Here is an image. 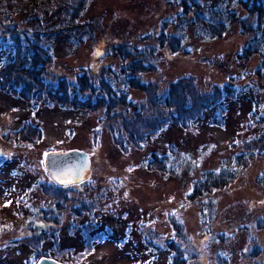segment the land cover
<instances>
[{"label":"rangeland","instance_id":"rangeland-1","mask_svg":"<svg viewBox=\"0 0 264 264\" xmlns=\"http://www.w3.org/2000/svg\"><path fill=\"white\" fill-rule=\"evenodd\" d=\"M17 2L5 0L0 11V65L11 57L5 45L40 29L31 20L39 5ZM178 11L176 0H96L79 28L36 35L53 46L48 80L72 83L81 74L102 88L118 80L121 93L123 66H147L133 71L139 81L122 92L124 102L106 99L95 110L67 96L64 83L52 106L0 91V264H264V140L244 143L253 116L264 113L259 59L237 57L249 38L238 25L220 39L183 37ZM236 85L242 100H224L225 123L211 124L202 108ZM27 128L40 132L32 142L4 139ZM72 149L88 154L91 177L58 189L39 172L43 155ZM244 150L254 156L234 182L195 189L203 172L235 169Z\"/></svg>","mask_w":264,"mask_h":264},{"label":"trees","instance_id":"trees-1","mask_svg":"<svg viewBox=\"0 0 264 264\" xmlns=\"http://www.w3.org/2000/svg\"><path fill=\"white\" fill-rule=\"evenodd\" d=\"M19 1L21 3L24 2L31 9H36V6L39 5L38 10L40 14L31 18V20H38L37 25L40 29H34L33 34L28 35L26 41H22L23 43L18 42L17 45L16 40L13 39L11 40V45L9 43L5 45V53L11 57L8 60H4L0 65V91L23 100L28 96L30 97L29 102L31 104L33 103L32 107L35 108L36 106H43L42 104L52 106L58 103V93L63 90L66 91L67 96H71L74 93V95L79 94L78 96L81 97V100L86 98L84 101L86 103L85 106L95 110L99 107V102H106V99L108 100V104L111 105L115 104V102H121V98L124 96L122 92L127 97V91L135 88L136 85L133 82L136 83L139 79L136 77L135 72L133 74V71L147 66V63L143 61L129 62L128 66L124 65L121 69L123 74V85H121L122 88L128 89L126 92L122 90L120 93V90L117 89V86L121 83L118 80L116 85L110 84L107 80H103V88L95 80H91V84L85 85L83 82L84 77L81 74H77L76 81L72 83L67 80L66 83L58 82L56 78L48 80L46 66L52 59L53 46L52 43L47 41L44 43L45 46L40 45L38 43L39 40L35 39L36 35L37 37L40 36V40L42 41L46 38H57L59 35L72 32L79 28L80 18L87 11L91 3L96 0ZM176 1L179 7L176 16L179 21L177 30H179V34L183 37L187 36L188 32H191L196 39L201 41L220 39L230 34L232 28L238 25L244 34L249 35V38L241 46L239 50L241 52L237 54V57L242 58L241 56H243V58H249L256 56L259 59V63L254 71L255 77L257 79H264V0H234L231 5L237 6V8L245 12V15H240L237 13V10H233L230 5H227V0ZM3 7L6 9L5 0H0V11ZM247 18L251 20L247 22ZM253 18L256 20L254 25L252 24ZM73 38L78 39V34L73 33ZM78 40L80 42L81 38ZM180 41L181 39L178 38L177 45L180 44ZM0 43L2 44V41ZM184 53L187 54L188 52L184 50ZM128 56L130 57L131 53H127V60L129 59ZM63 83L65 84V88L59 90L60 84L62 85ZM84 92L86 93L85 96ZM243 93L242 88L237 85L232 86L228 90H223L219 93L216 102L212 101L205 109L202 108L204 117L208 116L211 118V124L222 126L225 123L223 115L226 103H224V100H237L239 102L242 100L241 95ZM122 102H124V99ZM252 113L254 114V112ZM212 115L214 116L212 117ZM252 119L253 123L250 128L251 135L244 143H254L259 140H264V113H255ZM33 129L27 128L24 133H14L9 136L4 135V139L7 141L12 140L18 145L32 142L33 137L35 135L37 137L40 134L38 128ZM262 155L264 156V151ZM253 156L254 152L244 150L239 155H234V165L232 168L235 169L227 170V168L221 167L218 171L211 170L203 172L201 179L195 183V189L198 191L208 186L207 190H218L230 182H234L239 175V170H242L246 165L245 163L249 162ZM257 182L260 185H264V174L257 177ZM201 193L203 194L205 192ZM220 264H223V262L221 261Z\"/></svg>","mask_w":264,"mask_h":264},{"label":"water","instance_id":"water-1","mask_svg":"<svg viewBox=\"0 0 264 264\" xmlns=\"http://www.w3.org/2000/svg\"><path fill=\"white\" fill-rule=\"evenodd\" d=\"M99 54V51H97ZM43 167L49 178L59 186H71L86 181L90 177L91 163L84 151L72 149L66 152L48 151L43 155ZM36 264H63L43 257Z\"/></svg>","mask_w":264,"mask_h":264},{"label":"flooded vegetation","instance_id":"flooded-vegetation-1","mask_svg":"<svg viewBox=\"0 0 264 264\" xmlns=\"http://www.w3.org/2000/svg\"><path fill=\"white\" fill-rule=\"evenodd\" d=\"M55 151H56V150H55ZM39 172H40V174L42 175V177H45V179H47V181H48L51 185H53L54 187H56V188H70V187H72V186H59L58 184L54 183V182L49 178V176H48V174L46 173V171H45L44 168H39ZM91 174H92V168H91L90 177H91ZM90 177H89L86 181L79 183V185L86 183V182L90 179ZM39 183H42V182H39ZM63 264H64V263H63Z\"/></svg>","mask_w":264,"mask_h":264}]
</instances>
